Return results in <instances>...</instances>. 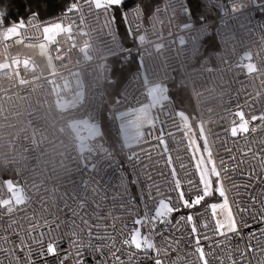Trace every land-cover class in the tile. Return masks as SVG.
<instances>
[{"label":"snow or ice","instance_id":"6c2138e0","mask_svg":"<svg viewBox=\"0 0 264 264\" xmlns=\"http://www.w3.org/2000/svg\"><path fill=\"white\" fill-rule=\"evenodd\" d=\"M253 6L264 12V0H211L210 4L201 0L200 8H193L191 0H179L180 14L172 7L170 22L177 20L182 32L188 34L187 39L179 36V44L184 46L191 40L190 58L206 66L201 41L211 36L217 24L227 27L226 17L240 19L239 14ZM162 10L167 11V7L152 6L149 0H135L131 6L127 0H68L62 17L37 24V6L29 9L27 23L37 31L42 27L43 38L53 43L61 32L68 33L73 41L77 35L87 36L84 28L95 31L91 25L101 17L102 28L116 40L123 24L132 46L117 42L120 52L113 55L128 62L137 59L133 54L137 42L141 46L146 42L147 29H142V23L153 24ZM243 19L248 20L247 15ZM25 23V18L13 17L9 5L0 0V35L5 40L20 38ZM260 27L264 50V24ZM216 35H220L218 28ZM89 47L86 43L80 51L91 60ZM162 48V44L155 45L158 53ZM57 52V59H62L59 48ZM137 54L138 68L129 82L131 90L119 92L106 108L90 107L80 82L71 98L64 99L57 88L71 91L68 83L61 86L55 80L48 81L57 97L55 106L64 116L60 131H67L70 137L67 147L71 155H60L71 166L66 180L51 185L43 179L29 183L18 171L8 178L0 177L9 194L0 196V264H264V136L257 138L256 128H250L257 120L264 127V94L247 93L243 87L237 90L235 110L225 109L233 116L232 125L224 130L223 140L220 133H215L210 145L203 122L194 132L191 117L174 107L168 85L151 79L139 48ZM252 59V53L246 52L234 66L248 77H264V65L258 66ZM51 60L49 57L50 65ZM4 67L7 65H0ZM213 70L207 66V71ZM19 82L28 83L23 79ZM257 105L259 115L254 114ZM181 127L184 131L177 142L171 128L179 131ZM168 138L174 147L170 148ZM46 139L39 128H33V145L39 147ZM184 140L183 152L190 150L188 159L194 168L185 164L181 154ZM217 141L226 156L218 148L214 153ZM118 151L131 165V172L122 171L119 185L114 186L106 172ZM161 160L167 172L156 168ZM181 172L185 181L180 178ZM236 237L239 242H234ZM179 248L186 250L177 252ZM161 249L177 254L161 260Z\"/></svg>","mask_w":264,"mask_h":264},{"label":"built area","instance_id":"2783aa9c","mask_svg":"<svg viewBox=\"0 0 264 264\" xmlns=\"http://www.w3.org/2000/svg\"><path fill=\"white\" fill-rule=\"evenodd\" d=\"M205 2L210 4L211 0H205ZM127 3L131 6L134 0H127ZM155 5H159L161 9L167 7V11L159 12L153 24L142 23V29H147V39L142 46L137 43V46L133 48V53L137 54V48L143 53L150 78L155 81L163 82L169 86L178 74L180 81L190 94L196 124L203 122L205 132L209 134L210 145L215 139V133H220L221 140H223L225 138L224 130L229 128L233 121V116L225 109L233 107L235 110L233 98L237 90L243 87L247 93L254 94L259 91L264 94V77L256 75L248 77L244 71L234 66L246 52L252 53L251 62L258 66L264 65V50L261 49L260 41L262 34L260 25L264 24V12L253 6L239 14L240 19L233 20L226 17L227 27L217 24L213 28L216 50L210 57L203 56L207 57V65L202 66L201 63L194 62L190 58L192 49L190 39L184 46L179 44V36L184 35L187 39L188 34L182 32L177 20L172 19L170 22L172 7L177 9L178 15L180 14L179 0H171V6H168V0H158ZM63 13L64 11L49 17L38 18L36 23H51L58 17H62ZM245 15L248 20L243 19ZM28 18L29 16L25 18V28L20 30L23 33L20 38L12 37L10 40H5L0 35V65H7V67L0 68V177L8 178L16 175L18 171L20 177H26L29 183L32 180L39 183L43 179L51 185L67 179L68 167L71 165L60 153L63 152L69 156L71 154L67 147L70 137L67 131L63 133L60 131L65 123L64 116L55 106L57 97L55 93H52L53 85L48 81L55 80L61 86L65 82L68 83L71 91H61V88H57V92H60L61 98L64 99L71 98L77 83L80 82L86 93L88 105L106 108L112 102L109 98L108 88L113 63L119 61L120 65H126L129 62H123L121 56L113 55V52H120L117 42H120L123 47L127 46L121 42L119 35L116 40H113L112 36L108 34V30L102 28L103 17L98 23L91 25L96 29L95 31H89L88 27L84 28L89 32L87 36L77 35L73 41L69 39L68 33L61 32L54 37L55 43L45 40L42 27L37 31L27 23ZM64 23L67 24V21L64 20ZM242 24L243 26H241ZM217 28L220 32L219 36L216 35ZM206 38L201 41L202 46ZM73 43H75V47H73ZM86 43L90 46L88 54L92 57L91 60L87 59L85 54L80 51V48L84 47ZM41 44L44 45L43 49L40 47ZM156 44L163 45L159 53L155 50ZM57 48L63 53L62 59H57L59 55ZM49 57L52 58L51 65ZM230 64L233 66H229ZM52 66L55 68V76L52 75ZM207 66L214 70L207 71ZM137 68L138 66L132 70L119 92L129 88V82L137 72ZM21 79L28 83L20 84ZM129 90L131 89L129 88ZM243 99L244 93L242 92L241 102ZM254 114H260L259 105H257ZM189 123L193 125L190 121ZM261 125L260 120L250 124V128H256L254 135L257 138L264 136V127ZM33 128H39L47 137L39 147L30 142ZM171 131L179 142L184 129L181 127L178 131L171 128ZM112 132L115 138L116 129L113 128ZM227 139L228 146L231 147L230 134ZM152 143L154 144L155 141ZM168 143L170 148L174 147L171 138H168ZM186 143L187 141L184 140L180 144L181 154L185 164L194 168V163H190L188 159L190 150L187 153L183 152ZM242 146L243 141H241ZM217 148L221 155L226 156L220 141H217L213 146L214 153ZM171 154L175 157V150ZM153 156L155 157V153ZM62 160H64L63 164H61ZM163 166L164 161L161 160L156 168L167 172L168 170ZM176 166H179L178 162ZM227 166L226 164L225 167ZM122 171L130 173L131 165L124 154L118 151L116 159L107 169L106 178H110L114 186L119 185ZM49 176L51 179H48ZM154 178L161 184L164 183L159 175H155ZM180 178L182 181L186 180L182 172ZM233 179L241 180L243 177L234 176ZM135 192L136 188L133 187L131 193L134 195ZM7 195L9 194H7L6 187L0 183V196L6 197ZM229 196L231 198V193ZM137 202H139L138 198ZM139 210L142 213V207ZM234 242H239V237H236ZM185 250L179 248L177 252ZM176 254V252L169 253L163 249L159 253L161 260H165L169 256L175 257ZM177 264H181V262L178 261Z\"/></svg>","mask_w":264,"mask_h":264},{"label":"trees","instance_id":"16d2710c","mask_svg":"<svg viewBox=\"0 0 264 264\" xmlns=\"http://www.w3.org/2000/svg\"><path fill=\"white\" fill-rule=\"evenodd\" d=\"M4 2L9 5V10L13 17L26 18L29 16V9L31 8L32 10H35L38 6L39 18H45L63 12L68 0H4ZM149 2L152 6H154L158 0H149ZM203 2L206 3L205 0H203ZM191 6L193 8H200L201 0H191ZM119 37L125 46H132V40L125 37V25L123 24L119 26ZM215 50L216 41L212 29V34L205 39L201 48V52L203 56L210 57ZM133 54L134 56H137L136 53ZM137 66V59L130 60L128 63H126V65H120L119 61H115L113 63L111 80L115 81V83H109L108 88L109 98L112 102L115 96L118 94L120 87L129 77L132 70H134ZM168 87L170 94L175 101V108L183 110L187 115H189L191 117L190 122L193 124V131H198V129L195 127L197 125L196 116L190 94L188 89L180 81V76L178 74ZM113 140H115L114 134Z\"/></svg>","mask_w":264,"mask_h":264}]
</instances>
